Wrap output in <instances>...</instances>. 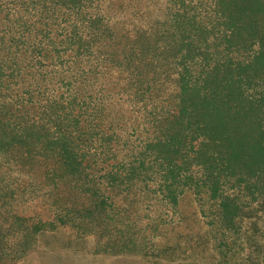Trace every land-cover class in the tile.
I'll use <instances>...</instances> for the list:
<instances>
[{"label":"rangeland","instance_id":"obj_1","mask_svg":"<svg viewBox=\"0 0 264 264\" xmlns=\"http://www.w3.org/2000/svg\"><path fill=\"white\" fill-rule=\"evenodd\" d=\"M188 2L209 27L217 0ZM166 12L164 0L97 1L81 26L92 55L62 54L38 70L36 88L25 79L37 69L0 86L9 142L0 144V264H264V170L204 176L189 138L167 154L155 146L178 111L176 58L160 34ZM214 37L195 43V79L247 55ZM35 122L41 160L19 142ZM87 166L100 168L96 180L73 169Z\"/></svg>","mask_w":264,"mask_h":264},{"label":"trees","instance_id":"obj_2","mask_svg":"<svg viewBox=\"0 0 264 264\" xmlns=\"http://www.w3.org/2000/svg\"><path fill=\"white\" fill-rule=\"evenodd\" d=\"M97 1L100 0H0V86L18 80L24 69H37L25 79L30 88H36L42 76L38 70L57 67L62 63V54L73 53V58L92 55L93 44L85 43L81 26L89 21L84 17L85 9ZM164 2L167 12L160 34L173 62L176 58L178 111L169 116L174 121L155 146L167 154L183 144L185 147V139L189 138L192 148L194 143L198 145L194 158L204 176L220 168L231 172L264 170V0H217L212 10L214 20L208 18L209 27L198 25L196 7L188 0ZM9 6L15 15L12 22L10 13L3 12ZM55 27L63 28L54 30ZM211 36H224L230 48L235 44L237 52L247 55L238 52L243 61L235 67L216 61L211 74L203 72L195 79L191 70L193 50L198 49L195 43H203ZM31 92L27 93L29 101L35 97ZM39 109L45 116L44 106ZM36 125L37 122L30 131L25 128L22 133L26 141L19 142L23 154L41 160L47 148L35 143L41 138ZM6 136L5 132L0 135L1 145L9 144ZM62 151V161L70 168L75 159L67 147ZM73 169L82 180H96L100 170L92 166ZM130 171L128 176H135L136 168ZM168 175L179 176L174 177L172 170ZM185 179L192 181L193 177Z\"/></svg>","mask_w":264,"mask_h":264}]
</instances>
